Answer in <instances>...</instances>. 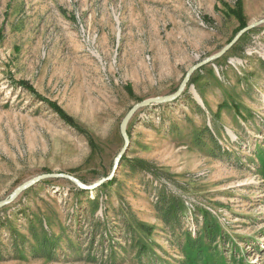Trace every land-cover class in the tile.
<instances>
[{"label": "rangeland", "instance_id": "obj_1", "mask_svg": "<svg viewBox=\"0 0 264 264\" xmlns=\"http://www.w3.org/2000/svg\"><path fill=\"white\" fill-rule=\"evenodd\" d=\"M261 19L264 0H0V201L107 177L131 108ZM128 133L112 181L0 209V264H264V25Z\"/></svg>", "mask_w": 264, "mask_h": 264}, {"label": "water", "instance_id": "obj_2", "mask_svg": "<svg viewBox=\"0 0 264 264\" xmlns=\"http://www.w3.org/2000/svg\"><path fill=\"white\" fill-rule=\"evenodd\" d=\"M264 25V19H261L257 22L251 23L249 25H247L246 27H244L243 29H241L237 35L225 46L223 47L219 52L207 57L206 59L202 60L201 62L195 64L194 66H192L186 73V75L184 76L179 88L172 94L166 95V96H158V97H154V98H149L146 99L140 103H137L136 105H134L131 110L128 112V114L125 116L123 122H122V126H121V136L123 138V142L124 145L121 149V151L118 153V155L115 158L114 161V166L113 169L111 171V173L107 176L102 178L101 180L97 181L96 183H94L93 185H87L84 182H82L80 179L71 176L69 174H64V173H48V174H42L39 175L33 179H30L26 182H24L23 184H21L20 186H18L13 193L10 195L9 198L0 201V209L4 208L6 206H9L10 204H12L13 202H15L19 196L21 194H23L25 191H27L28 189L38 185L39 183H41L42 181H46V180H50V179H63V180H68L70 182H72L73 184H75L78 188L83 189V190H95L98 189L99 187L103 186L105 183H108L110 181H112L114 179V177L116 176V173L118 171V168L120 167L121 161L123 159V157L125 156V154L127 153V151L129 150L131 141H130V136L128 133V126L130 121L133 119V117L135 116V114L141 110L142 108L151 106V105H155V104H162V103H169V102H173L178 100L182 94L184 93L192 75L200 70L201 68H203L204 66H207L211 63H213L214 61L220 59L221 57H223L224 55H226L239 41L240 39L246 35L247 33H249L250 31H252L253 29Z\"/></svg>", "mask_w": 264, "mask_h": 264}, {"label": "trees", "instance_id": "obj_3", "mask_svg": "<svg viewBox=\"0 0 264 264\" xmlns=\"http://www.w3.org/2000/svg\"><path fill=\"white\" fill-rule=\"evenodd\" d=\"M235 15H236V13H235ZM237 16H238V18L241 20V19H243V15H242V13L239 11L238 13H237ZM247 25L246 24H243V27L242 28H244V27H246Z\"/></svg>", "mask_w": 264, "mask_h": 264}]
</instances>
